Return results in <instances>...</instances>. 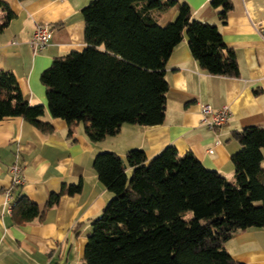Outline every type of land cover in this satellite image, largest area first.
<instances>
[{"label": "trees", "instance_id": "trees-1", "mask_svg": "<svg viewBox=\"0 0 264 264\" xmlns=\"http://www.w3.org/2000/svg\"><path fill=\"white\" fill-rule=\"evenodd\" d=\"M211 5L223 8L225 23L231 1L212 0ZM174 7L175 20L160 26L158 17ZM0 10L5 12L1 35L16 14L3 0ZM82 15L87 47L56 57L41 76L48 109L53 118L66 121L70 137L80 123L93 143L117 136L125 124L164 123L166 66L185 36L203 70L240 75L236 53L218 25L195 20L185 2L92 0ZM45 113L44 105H32L23 96L12 72L0 73V122L21 117L47 133L53 128L42 120ZM232 139L241 146L232 156L233 181L172 146L151 160L142 149L125 157L99 153L93 169L113 198L92 221L86 264H245L234 260L224 244L238 230L264 228V128L235 131ZM20 187L11 190L18 225L41 219L64 196L81 194L84 183H64L43 208L22 193L15 195ZM186 212L193 214L189 221L183 219Z\"/></svg>", "mask_w": 264, "mask_h": 264}, {"label": "crops", "instance_id": "crops-1", "mask_svg": "<svg viewBox=\"0 0 264 264\" xmlns=\"http://www.w3.org/2000/svg\"><path fill=\"white\" fill-rule=\"evenodd\" d=\"M3 1L16 18L0 35V73L12 72L30 104L46 107L42 120L53 131L43 132L21 117L0 122V264H86L92 221L113 198L93 169L99 153L125 157L133 149H142L151 160L172 146L180 155L192 153L207 169L234 180L232 156L241 146L232 139L233 132L264 128V41L258 32V25L264 24V0H230L233 8L225 23L220 19L223 8L213 7L212 0H177L189 5L195 20L218 25L224 42L236 53L240 75L214 76L203 70L185 36L166 66L169 90L164 123L125 124L117 136L98 143L89 140L82 123L70 137L66 121L52 117L41 82L56 57L87 47L82 10L92 0ZM177 13L176 7L166 11L158 24L167 26ZM4 14L0 10V21ZM38 24L51 25L53 36L49 46L35 55L31 41ZM203 105L214 110L229 106L231 119L221 128L210 129L202 122ZM14 164L24 166L25 179L15 195L22 193L41 208L64 183L82 179L83 191L64 196L41 219L18 225L7 205V192L14 188ZM224 246L238 262L264 264V228L238 230Z\"/></svg>", "mask_w": 264, "mask_h": 264}, {"label": "built area", "instance_id": "built-area-1", "mask_svg": "<svg viewBox=\"0 0 264 264\" xmlns=\"http://www.w3.org/2000/svg\"><path fill=\"white\" fill-rule=\"evenodd\" d=\"M258 32L264 41V24L258 25ZM53 36V27L49 24H38L35 28L31 46L34 54L42 53L50 44ZM202 122L210 129L221 128L231 119L232 112L229 106H224L220 110H214L210 105L202 106ZM212 152V151H211ZM24 166L14 164L11 167L13 185L22 186L24 184ZM8 208L11 211V190L7 192Z\"/></svg>", "mask_w": 264, "mask_h": 264}, {"label": "rangeland", "instance_id": "rangeland-1", "mask_svg": "<svg viewBox=\"0 0 264 264\" xmlns=\"http://www.w3.org/2000/svg\"><path fill=\"white\" fill-rule=\"evenodd\" d=\"M192 217H193V214L191 212H186L183 215V219L186 220V221H189L190 219H192Z\"/></svg>", "mask_w": 264, "mask_h": 264}]
</instances>
